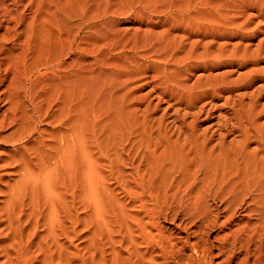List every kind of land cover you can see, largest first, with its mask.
<instances>
[{"label": "rangeland", "instance_id": "1", "mask_svg": "<svg viewBox=\"0 0 264 264\" xmlns=\"http://www.w3.org/2000/svg\"><path fill=\"white\" fill-rule=\"evenodd\" d=\"M161 1L0 0V264H264V0Z\"/></svg>", "mask_w": 264, "mask_h": 264}, {"label": "bare ground", "instance_id": "2", "mask_svg": "<svg viewBox=\"0 0 264 264\" xmlns=\"http://www.w3.org/2000/svg\"><path fill=\"white\" fill-rule=\"evenodd\" d=\"M161 1V0H160ZM164 1H166V0H164ZM171 1V0H170ZM162 2V1H161ZM175 3V2H174ZM175 4H177V3H175ZM111 7V6H110ZM208 10V9H207ZM217 10V9H216ZM196 13V12H195ZM210 13V12H209ZM219 13V12H218ZM211 14V13H210ZM222 14V13H221ZM218 15V14H217ZM211 16H213L212 14H211ZM173 17V16H172ZM205 17V16H204ZM184 19H186L185 17H184ZM196 19V18H195ZM197 19H199L198 17H197ZM214 19V18H213ZM200 20V19H199ZM181 21V20H180ZM208 21V20H207ZM215 22V21H214ZM220 22V21H219ZM211 23V22H210ZM213 23V22H212ZM172 24V23H171ZM175 24V23H174ZM188 24H189V22H188ZM214 24V23H213ZM216 25H217V23H215ZM221 24V23H220ZM176 25V24H175ZM191 25V24H190ZM216 25H214V26H216ZM219 25V24H218ZM218 25H217V28H218ZM222 26H223V24H221ZM178 26V25H177ZM220 27V26H219ZM212 28V27H211ZM208 29V28H207ZM219 29V28H218ZM177 30H179V29H177ZM189 30V29H188ZM192 30V29H191ZM212 30H217L216 29V27L214 28V29H212ZM211 30V31H212ZM224 30V29H223ZM225 31V30H224ZM227 31V30H226ZM169 32V31H168ZM215 32V31H214ZM230 33H232V32H230ZM156 34V33H155ZM159 34H160V32H159ZM162 34V33H161ZM152 35V34H151ZM193 35V34H192ZM220 34H218L217 36L218 37H220L219 36ZM229 37H230V35L229 34H227ZM154 36V35H153ZM160 36V35H159ZM212 36H214V34L212 35ZM216 36V37H217ZM158 37V36H157ZM182 38V37H181ZM192 50V49H191ZM211 53V52H210ZM209 56V55H208ZM166 62V61H165ZM104 85V84H103Z\"/></svg>", "mask_w": 264, "mask_h": 264}]
</instances>
